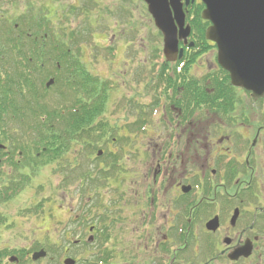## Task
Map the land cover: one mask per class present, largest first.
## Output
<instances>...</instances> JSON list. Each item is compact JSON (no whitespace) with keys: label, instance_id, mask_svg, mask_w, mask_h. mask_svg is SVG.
I'll use <instances>...</instances> for the list:
<instances>
[{"label":"flooded vegetation","instance_id":"1","mask_svg":"<svg viewBox=\"0 0 264 264\" xmlns=\"http://www.w3.org/2000/svg\"><path fill=\"white\" fill-rule=\"evenodd\" d=\"M182 1L189 66L76 71L87 91L69 101L75 116L86 111L87 127L75 129L86 144L75 139L54 161L47 205L64 215L55 240L26 228L45 207L43 147L28 145L27 129L0 132V264H264V103L253 119L247 90L217 63L198 66L216 48L201 38L200 0ZM48 242L54 250L33 259Z\"/></svg>","mask_w":264,"mask_h":264},{"label":"trees","instance_id":"2","mask_svg":"<svg viewBox=\"0 0 264 264\" xmlns=\"http://www.w3.org/2000/svg\"><path fill=\"white\" fill-rule=\"evenodd\" d=\"M34 22L30 36L12 28L0 30V128H27L28 144L44 147V165L48 167L75 139L86 144V137L75 131L87 127L86 111L75 116L66 98L75 95L77 87L86 93L87 79L79 76L82 86H78L73 83L74 72L69 71V66H80L84 74L85 66L68 45L73 35L61 38L44 16ZM50 77L54 78V98H47L50 90L44 85Z\"/></svg>","mask_w":264,"mask_h":264},{"label":"rangeland","instance_id":"3","mask_svg":"<svg viewBox=\"0 0 264 264\" xmlns=\"http://www.w3.org/2000/svg\"><path fill=\"white\" fill-rule=\"evenodd\" d=\"M90 1L0 0V29L7 24V20H11L13 23L19 22L15 29L12 28L13 24L10 25L12 30L24 32L26 30H24L22 18L31 17L38 20L43 15L51 21L49 24L61 38L74 31L73 38L68 45L72 47L79 41L84 43L81 62L85 66H90L94 72H108V75L112 76V70L120 74L119 71H116L118 68L114 66H121V70H124L125 66H154L153 55L155 49L158 48L154 42L157 37L160 38V34L156 31L146 5L140 0ZM82 9L86 10L85 13L81 12ZM31 26L35 28L34 25ZM32 30L30 28L28 33L33 34ZM89 32L94 33L96 39L91 38ZM106 42L112 49H119L120 53L116 59V56L112 55L108 48H104ZM134 49L140 52V60L137 62L132 60ZM215 63L216 53H209L200 60L198 66H212ZM120 79L117 78L118 81H121ZM54 93L55 90H50L47 98H54ZM259 108L258 103L248 101V111L253 114V119L260 118ZM45 172L48 177L45 179L42 190V194L46 198L44 211L41 219L37 221L28 218L26 228L34 231L44 230L46 234L51 235L57 225V216L62 218L64 215L62 212L55 215L52 209L55 204L47 205V197L50 198V194L53 192L54 175L51 168H47ZM42 220L45 223L41 228ZM51 237L50 240H55L54 234ZM43 264H50L49 260Z\"/></svg>","mask_w":264,"mask_h":264},{"label":"water","instance_id":"4","mask_svg":"<svg viewBox=\"0 0 264 264\" xmlns=\"http://www.w3.org/2000/svg\"><path fill=\"white\" fill-rule=\"evenodd\" d=\"M143 1L155 26L163 34L166 59L174 61L177 37L171 9L182 29L184 16L180 0H171L169 4L167 0ZM201 1L205 6L201 17L211 23L205 38L216 44L218 64L229 72L232 85L251 92L254 100L264 99V0ZM188 33L185 29L182 37ZM43 255L40 252L34 257ZM65 263L69 264L68 261Z\"/></svg>","mask_w":264,"mask_h":264}]
</instances>
